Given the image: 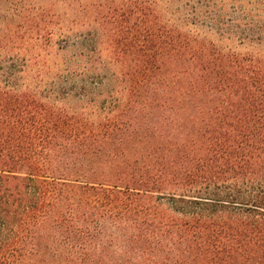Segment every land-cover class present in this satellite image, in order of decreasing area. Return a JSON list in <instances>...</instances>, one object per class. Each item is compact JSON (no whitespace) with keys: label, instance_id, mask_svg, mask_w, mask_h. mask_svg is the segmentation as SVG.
<instances>
[{"label":"trees","instance_id":"1","mask_svg":"<svg viewBox=\"0 0 264 264\" xmlns=\"http://www.w3.org/2000/svg\"><path fill=\"white\" fill-rule=\"evenodd\" d=\"M158 3L102 28L98 91L0 66V264H264V60Z\"/></svg>","mask_w":264,"mask_h":264},{"label":"rangeland","instance_id":"2","mask_svg":"<svg viewBox=\"0 0 264 264\" xmlns=\"http://www.w3.org/2000/svg\"><path fill=\"white\" fill-rule=\"evenodd\" d=\"M158 1L155 7L165 11L170 19L168 27L197 33L221 52L264 60V0ZM149 2L0 0V66L5 71L14 66L22 68L20 79H26L32 88L37 85L52 90V83H56L63 90L84 81L89 90L95 87L98 91L103 72L94 69L91 59H119L120 52L106 42L102 28L137 21L144 26L139 20L144 18ZM104 17L106 24L101 23ZM131 58L124 57L126 63ZM91 96L95 94L89 93Z\"/></svg>","mask_w":264,"mask_h":264}]
</instances>
